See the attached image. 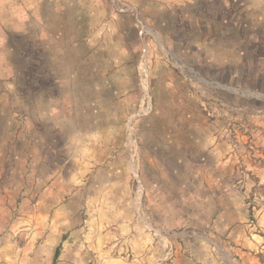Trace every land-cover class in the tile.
<instances>
[{
    "label": "rangeland",
    "instance_id": "1",
    "mask_svg": "<svg viewBox=\"0 0 264 264\" xmlns=\"http://www.w3.org/2000/svg\"><path fill=\"white\" fill-rule=\"evenodd\" d=\"M247 1L0 0V146L17 151L1 170L17 199L0 246L39 255L25 245L40 229L92 223L83 240L117 255L154 242L139 250L146 264H264V0ZM198 13L239 33L226 49L205 35V70L188 63ZM193 114L205 119L203 168L180 151L176 168L153 166L155 149L186 151Z\"/></svg>",
    "mask_w": 264,
    "mask_h": 264
},
{
    "label": "crops",
    "instance_id": "2",
    "mask_svg": "<svg viewBox=\"0 0 264 264\" xmlns=\"http://www.w3.org/2000/svg\"><path fill=\"white\" fill-rule=\"evenodd\" d=\"M251 1L253 0H248L246 4H250ZM254 5L256 9L260 7V4L258 2H255ZM215 16L218 17L214 20H211V23L213 22V25L207 24V26H205V18L201 16V13L191 16V20H189L191 24H196L197 28L195 29L198 32V36L196 35L192 37L194 48L192 51L193 59L191 61H188V63L194 66V68L205 70V57L208 58L205 47L208 46L207 44H209L205 42V35L208 36L207 40H209L208 42H210L211 45L223 47L224 49H226V47L230 48V44L233 42L237 43L236 39H239V33L237 34L234 32L229 34V36H232L234 40L229 39V36L225 35V32L223 33V25L225 24L224 16L222 17L218 15V13ZM240 20L238 21L239 24L241 22ZM249 20H251L250 23L253 24V26L263 23L262 20H256L253 18H249ZM234 35L236 38H234ZM255 36L256 34L254 35V37ZM217 63L219 62L215 57L210 60V64L214 65ZM1 102L2 98L0 99V103ZM191 118V129L190 131H188L187 135L189 143L185 148L186 151H183L182 149L184 148H182L181 146L174 144L173 157L170 156L167 160L163 155H160L158 157L157 149H155L153 155H151L149 159V162L154 163L153 166L160 167V165L158 164L160 163L162 169L168 170L171 167L170 163H172L174 168H176V162H182V157H184H179L177 155L178 151H180L182 153L184 152L186 154H189L188 161L191 163L192 167L199 166L201 169L203 168V160L205 158V119L201 114H193ZM85 136L89 138V135L85 134ZM79 138H82V135H73L72 146H70V149H74V151H76V146ZM41 146L42 150H44L45 145ZM7 153L14 154L17 153V151L12 145H10L9 148L7 146L1 148L0 146V225L2 218L12 216V204L13 201L17 199V192L15 189H13L14 184H3V181L1 180V174L2 171L5 170V164L8 165V163L12 160V155H7ZM16 158L17 157L15 156L14 159ZM167 182H169V184L171 185L173 182H175V180H173L171 177H165L164 180H161V177H157L154 181V186H158ZM196 183L200 185L202 182L196 181L193 185H196ZM6 185H8V187ZM165 194L166 193H160L159 188H157V192L151 193V195H149V198L151 200L152 198L157 200ZM42 215H49L48 208L46 209L45 213L44 211L42 212ZM94 227H96L97 230L101 228V226L93 225L92 223H87L86 225H74L70 231L67 230V226L65 224L60 223L57 225L56 229L42 228L40 229V231L42 233L47 232V234L49 235H47L44 239H41L40 242L29 241L25 245L26 248L33 247V250H39V252L37 251L39 255L34 256L14 254L11 250H15L18 247L19 249H21L24 246L21 247L11 241H5L0 246V264H146L151 256H149L148 254H144V251L143 253H140L139 250L149 248L150 245L152 246V249L155 250L154 242H142L139 240L136 241V243L133 242V244L137 248V251L134 254V256L136 257L131 258V255L129 254L126 256L117 255L116 251L119 252V249L115 248L114 243L107 244L108 241L100 242L96 240L86 242L85 240H83L82 236L84 235V233H93L95 231ZM66 232H69L73 235L72 239H66L64 237L63 234H65ZM53 233H57L58 235L56 236ZM182 259L183 258L177 256L175 257L172 264H183ZM191 264H195V262H192Z\"/></svg>",
    "mask_w": 264,
    "mask_h": 264
}]
</instances>
